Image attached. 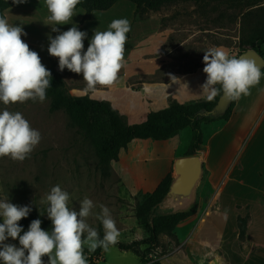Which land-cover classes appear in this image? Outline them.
Instances as JSON below:
<instances>
[{
  "label": "rangeland",
  "instance_id": "obj_1",
  "mask_svg": "<svg viewBox=\"0 0 264 264\" xmlns=\"http://www.w3.org/2000/svg\"><path fill=\"white\" fill-rule=\"evenodd\" d=\"M262 3L264 0H176L148 9L137 0H97L77 5L72 19L66 24L57 25L48 19L50 13L45 0H25L7 8L4 15L9 24L23 27L26 33L22 35L24 42L31 50L40 52L48 64L59 63V58L48 52L49 36L54 38L59 34L53 28L57 27L63 32L75 25L79 30L87 32L84 40L86 51L95 30L107 31L113 20L127 19L131 31L126 34L123 67L117 80L107 86V90L90 92L86 90L82 73L77 74L67 68L63 71L71 93L89 94L93 99L109 100L126 116L130 124H137L141 123L142 115L150 110L152 97L147 96L146 91L129 88L130 83L154 81L162 76L174 78L186 71L191 72L190 75L198 73L203 69L204 51L213 47L222 46L220 48L229 56L238 58L241 53L252 48L248 43L241 42V34L233 38L230 30L227 32L223 26L236 21L241 29L243 14L262 6ZM187 16L197 17V30L181 44L179 50L162 56L161 50L166 38L176 30L172 22ZM144 23L147 26L141 30ZM183 23L181 21L179 24ZM245 31L246 36L253 39L264 34V17L259 15L255 19H247ZM5 108L10 112H20L29 121L31 128L41 133L42 139L22 162L0 157V198L7 197L9 202L18 206H29V214L50 219L46 197L53 186L59 185L69 194V209L79 212L82 206L80 201L85 196L93 201L94 207L86 222L98 231L99 236L104 233L98 219L101 205L109 208L116 228L130 227V218L137 216V205L148 195L141 196L139 200L137 197H122L117 168L119 160L110 158L100 133L96 130L90 134L86 132L79 110L52 111L47 96L43 102L29 99L10 105L2 103L0 111ZM130 113L137 115L133 116L136 121H129ZM261 126L264 127V120ZM171 175L175 180L178 177L176 170ZM201 178L202 174L190 194H170L155 208V213L174 214L188 211L197 205V192L194 194V189L198 187ZM241 179L250 185L245 186L240 182ZM233 197L239 198V202H234L233 206L239 208V214L225 218L220 205H214L206 232L201 231L200 225H204L201 220V224L186 240L179 241L174 231H161L157 247L149 249L148 244H139L134 249L122 250L112 245L104 252L105 259H100L93 252L84 253L87 264H109L110 261L116 264H138L140 261L149 264L152 259L162 264H201L202 260L203 264H247L251 261L264 264V133L253 135L251 130L244 137L239 136V184L228 182V190H224L222 195L224 213L229 216L233 213ZM0 223H3L2 217ZM131 228L128 230L131 233L129 235L137 237L132 234L134 229L131 231ZM209 228L215 232L213 239L209 238ZM242 228L245 235L240 238ZM28 230L23 229L20 235ZM249 231L251 234L248 237ZM123 235L119 233L117 241L125 240ZM142 239L137 237V240ZM4 243L20 247L18 238H8ZM151 253L156 257L151 258ZM42 259L44 264H48L47 256ZM0 264L3 262L0 261Z\"/></svg>",
  "mask_w": 264,
  "mask_h": 264
},
{
  "label": "clouds",
  "instance_id": "obj_2",
  "mask_svg": "<svg viewBox=\"0 0 264 264\" xmlns=\"http://www.w3.org/2000/svg\"><path fill=\"white\" fill-rule=\"evenodd\" d=\"M20 4L25 0H14ZM50 13L48 19L57 25L66 24L72 19L80 0H45ZM58 32L54 38L49 36L48 52L59 58V68L83 75L86 90L95 92L97 85L111 86L118 78L123 67L127 33L131 31L127 19H116L107 31H94L90 44L84 51L87 32L75 25L67 31ZM26 35L21 25L9 24L5 15H0V102L10 105L38 99H46V90L51 86V72L41 62L36 51L24 42ZM205 52L203 61L206 81L201 86L209 101L221 92L229 100L238 101L242 96L251 95L250 89L260 83L262 71L253 60L237 58L220 47ZM219 85V87H217ZM42 139L38 130L20 112L0 111V157H10L23 161ZM47 215L51 219L52 230L42 229V221L35 219L29 230L23 232L19 221L26 218L31 208L18 206L7 197L0 198V261L3 264H87L83 248L89 252L97 248L108 250L117 242L119 231L107 206L101 205L100 219L104 236L91 227L86 218L91 214L94 203L87 196L81 202L79 212L69 209V194L59 185L53 186L46 197ZM86 234V235H85ZM8 238L19 239L20 247L4 243ZM203 264V260L201 261Z\"/></svg>",
  "mask_w": 264,
  "mask_h": 264
},
{
  "label": "crops",
  "instance_id": "obj_3",
  "mask_svg": "<svg viewBox=\"0 0 264 264\" xmlns=\"http://www.w3.org/2000/svg\"><path fill=\"white\" fill-rule=\"evenodd\" d=\"M196 20L197 17L195 16H187L183 20L172 22L176 30L166 38L161 50L162 56L166 53L179 50L181 44L189 36L182 43L171 49L167 47L170 38L182 34L184 31L183 27L196 22ZM181 21L184 23L179 24ZM235 22L231 21L225 24L223 28L227 32L230 30L233 38H238L240 36V28L238 27V23L236 24ZM146 26L147 23H144L141 30H144L143 27ZM261 48L264 50V44ZM37 53L41 54L40 52ZM201 67L204 68L205 64L201 65ZM261 71L260 83L250 89L251 95L242 96L238 101H235L234 109L228 120H216L204 125L203 146L197 152L203 163L202 178L198 183V187L194 189V194L197 192V211L181 220L175 227L174 232L178 236L179 241L188 239L195 228L201 224V220L204 221V225H200L201 231L206 232L208 220L212 216L213 207L216 204L222 208V215L225 218L226 216L231 217L234 214H239V208L236 205L233 207L234 202H239V198L233 197L231 201L233 213L229 216L224 213L225 206L222 203V195L224 194V190H228V182L235 181L239 184V136L244 137L251 130L253 135L264 133V127L261 126L264 120V67L261 68ZM186 73L188 75H185ZM190 74L192 73L186 71L174 78H163L165 76H162V78L158 77L154 81H139L149 86V90L143 91H146L145 94L147 96L152 97L150 100V110L142 115L141 122L147 120L148 114L151 111L168 107L174 99L184 104L208 101L207 94L203 92L201 87L207 78L200 77V75L206 76L203 69L198 73L194 72L193 75ZM197 74L199 76L195 77ZM134 113L136 114L137 112L134 111ZM130 114L128 115L129 121H136L133 116L137 115ZM190 140L191 129L185 127L176 131L167 139L135 138L127 147L122 148L119 154V161L117 162L120 176L119 187L121 188L122 197L129 199L137 197L139 200L141 196L151 194L168 173L174 172L175 161L180 157L187 156L186 153ZM240 182L247 187L250 185L246 184L243 179ZM130 220L131 231L134 229L132 234L138 235L137 237L141 238L148 236L147 230L139 224L136 215L132 216ZM130 227L117 228L119 233L124 234L123 237L126 238L118 242L131 243L137 240V237L129 235L130 232L128 230ZM212 230V228H209L208 232L211 239H213V234L215 233ZM251 232L249 231L248 237ZM104 252L105 250L102 249L101 254H99L100 259H105ZM109 264L116 263L110 261ZM138 264L144 263L140 261ZM209 264L211 263L209 262ZM247 264L260 263L259 261H251V263Z\"/></svg>",
  "mask_w": 264,
  "mask_h": 264
},
{
  "label": "trees",
  "instance_id": "obj_4",
  "mask_svg": "<svg viewBox=\"0 0 264 264\" xmlns=\"http://www.w3.org/2000/svg\"><path fill=\"white\" fill-rule=\"evenodd\" d=\"M96 2L97 0H80L81 4ZM144 3L148 8H158L164 3L176 0H137ZM15 4L14 0H0V15ZM259 15L264 17V4L258 8L250 9L243 14L240 34L241 42L248 43L252 49L264 55L261 46L264 44V34L250 38L246 36L245 24L247 19H255ZM257 29V28H256ZM250 49V48H249ZM245 51V50H243ZM41 62L51 72L49 77L51 86L46 90V96L50 98V108L52 111H73L79 110L85 123L87 133L96 130L100 133L108 148L110 158L119 159L122 148L127 147L135 138H151L154 140H164L169 138L176 131L189 127L191 129V140L188 145L187 155H195L201 150L204 142V125L216 120H228L235 106V101H231L224 114L213 116L206 112L213 109L218 103L222 92L211 101H203L195 104H184L174 99L171 104L163 109L151 111L147 120L137 124H130L125 115L112 105L109 100H97L89 94L76 95L71 93L65 81V73L59 68V63H46L39 54ZM173 179L171 172L159 183L157 188L149 194L146 199L137 205V217L139 222L147 229L148 236L142 240H135L131 243L116 242L114 245L122 250H131L139 244H148V248L159 245V233L167 231L171 233L179 222L197 211V205L188 211L159 215L155 213V208L162 203L165 198L170 196ZM35 219L42 221L41 227L45 231H51L53 224L51 219L42 215L29 214L26 218L19 221V225L25 229L29 228ZM245 230L241 229L240 238L244 237ZM104 233L100 235L103 238ZM103 248H97L93 253L101 254ZM84 253H88L85 245ZM149 264H162L159 260H153Z\"/></svg>",
  "mask_w": 264,
  "mask_h": 264
},
{
  "label": "water",
  "instance_id": "obj_5",
  "mask_svg": "<svg viewBox=\"0 0 264 264\" xmlns=\"http://www.w3.org/2000/svg\"><path fill=\"white\" fill-rule=\"evenodd\" d=\"M240 57L255 61L260 68L264 67V56L254 49L241 53L238 58ZM231 101L232 100L226 99L222 93L218 103L212 110L207 111L206 114H211L215 117L224 114ZM175 170L178 173V177L171 186L170 194H190L201 177L203 170L202 159L199 154L180 157L175 161Z\"/></svg>",
  "mask_w": 264,
  "mask_h": 264
},
{
  "label": "bare ground",
  "instance_id": "obj_6",
  "mask_svg": "<svg viewBox=\"0 0 264 264\" xmlns=\"http://www.w3.org/2000/svg\"><path fill=\"white\" fill-rule=\"evenodd\" d=\"M197 27H198L197 22L191 23L190 25H186L184 27V31L182 34L178 36L176 35L175 37L170 38V42L167 44V47L171 49L172 47L182 43L188 36L192 35L197 30ZM128 87L133 90L139 91V92L143 90H146V91L149 90V86L144 82H133V83H130ZM105 90H107V87L97 85L96 91H105ZM2 103L3 102H0V105Z\"/></svg>",
  "mask_w": 264,
  "mask_h": 264
},
{
  "label": "built area",
  "instance_id": "obj_7",
  "mask_svg": "<svg viewBox=\"0 0 264 264\" xmlns=\"http://www.w3.org/2000/svg\"><path fill=\"white\" fill-rule=\"evenodd\" d=\"M150 256H151V258H155L156 257V255L154 253H151ZM151 261H153V259Z\"/></svg>",
  "mask_w": 264,
  "mask_h": 264
}]
</instances>
